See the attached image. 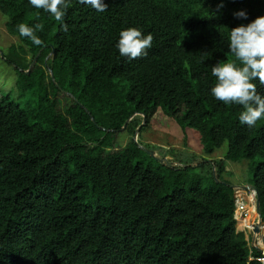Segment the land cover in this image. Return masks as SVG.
Returning a JSON list of instances; mask_svg holds the SVG:
<instances>
[{"label": "trees", "instance_id": "trees-1", "mask_svg": "<svg viewBox=\"0 0 264 264\" xmlns=\"http://www.w3.org/2000/svg\"><path fill=\"white\" fill-rule=\"evenodd\" d=\"M104 3L71 0L63 30L27 0H0L18 40L2 56L17 94L0 95V264H264L236 231L222 175L226 161H247L264 221V119L241 125V107L209 91L211 67L234 59L228 30L264 15V0ZM20 23L41 24L42 45L20 37ZM127 27L152 34L147 55L119 56ZM158 110L198 132L202 155L176 156V167L133 139L114 148L135 115L144 129Z\"/></svg>", "mask_w": 264, "mask_h": 264}, {"label": "clouds", "instance_id": "clouds-1", "mask_svg": "<svg viewBox=\"0 0 264 264\" xmlns=\"http://www.w3.org/2000/svg\"><path fill=\"white\" fill-rule=\"evenodd\" d=\"M70 2L71 0H27L28 5L48 14L63 30H67L68 27L64 23V18ZM77 2L96 12H104L107 9L104 0ZM222 6L221 4L218 7ZM36 14L39 16L40 12ZM233 16L247 19L244 10L235 11ZM42 27L41 24L29 26L20 23L17 25V31L20 37H25L33 45L40 46L43 41L36 32ZM152 40L151 33L143 34L137 27H127L120 30L114 47L120 57L132 61L147 55V50L152 47ZM227 40L228 50L234 59L223 63L217 62L211 67L215 83L210 87V95L225 105H239L242 109L238 116L239 123L253 127L258 120L264 119V96L258 93L256 83L264 85V15L228 30Z\"/></svg>", "mask_w": 264, "mask_h": 264}, {"label": "rangeland", "instance_id": "rangeland-1", "mask_svg": "<svg viewBox=\"0 0 264 264\" xmlns=\"http://www.w3.org/2000/svg\"><path fill=\"white\" fill-rule=\"evenodd\" d=\"M7 18L0 12V95L10 94L15 96L17 90L15 87V80L17 74L12 66H9L3 59V54L8 52L11 45H17V37L10 35L6 30ZM22 60H28L29 55L19 53ZM62 105L68 103V99L63 94L57 95ZM131 121L132 130H122L116 137L114 148L123 147L130 139H133L141 147L154 151V155L160 159L166 158L173 162L175 166L183 165L177 161L176 156H181L187 163H191L188 158H193L202 155L199 144L198 132L193 128H186L185 133L180 130L175 121L167 116L161 110L154 113L150 123L144 128L138 127L141 123V116L135 115ZM226 150V143L220 149L216 150L213 158H223V153ZM207 157V156H204ZM209 158V157H207ZM225 171L223 177L228 180L232 186L242 187L250 186L251 171L248 168L246 160L241 161H226ZM247 201L249 198L245 197ZM259 217V216H258ZM261 221V220H260ZM262 223H264L262 221ZM236 228V227H235ZM264 233L257 235L255 246L264 248L263 245ZM257 241H261L262 245H257Z\"/></svg>", "mask_w": 264, "mask_h": 264}, {"label": "built area", "instance_id": "built-area-1", "mask_svg": "<svg viewBox=\"0 0 264 264\" xmlns=\"http://www.w3.org/2000/svg\"><path fill=\"white\" fill-rule=\"evenodd\" d=\"M246 196L249 198L248 202L245 200ZM233 198H234L233 219L235 220V227L238 222L237 214L239 215V217L249 216V212L247 211V209L248 208L251 209L252 220L250 227L248 228L243 227L241 229H238L236 227V231L244 233L245 239L247 240L249 247H256L257 249L260 250L261 256L257 257L256 259L264 263V248L261 249L260 247L254 245L257 235H259L261 231L260 222L262 223V221H260L261 219L258 217L255 210L256 192L253 189L235 187L233 188ZM255 227H257L256 231H254ZM257 242H258L257 245L259 246V241Z\"/></svg>", "mask_w": 264, "mask_h": 264}, {"label": "bare ground", "instance_id": "bare-ground-1", "mask_svg": "<svg viewBox=\"0 0 264 264\" xmlns=\"http://www.w3.org/2000/svg\"><path fill=\"white\" fill-rule=\"evenodd\" d=\"M245 200H246V198H245ZM247 211L249 212V216H246V217H239V215L237 214L238 222L236 224V227L238 229H241L243 227H246V228L250 227L251 220H252V213H251L250 208H248ZM260 228H261V234L264 233V223L260 222ZM259 245H261V241H259Z\"/></svg>", "mask_w": 264, "mask_h": 264}, {"label": "water", "instance_id": "water-1", "mask_svg": "<svg viewBox=\"0 0 264 264\" xmlns=\"http://www.w3.org/2000/svg\"><path fill=\"white\" fill-rule=\"evenodd\" d=\"M40 51H41V49L37 52V54H36L35 58L33 59L32 63H34L36 61V57L39 55ZM141 148H143L149 155H153L154 156V151L148 150V149H146L144 147H141ZM161 160H163L169 166H174L175 165L173 162L168 161L166 158H161ZM244 188L253 189L256 192L255 188L252 185L244 186ZM255 210H256V214L259 216V207H258V196H257V194H256V200H255ZM256 230H257V227L254 228V231H256Z\"/></svg>", "mask_w": 264, "mask_h": 264}]
</instances>
